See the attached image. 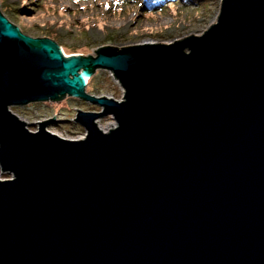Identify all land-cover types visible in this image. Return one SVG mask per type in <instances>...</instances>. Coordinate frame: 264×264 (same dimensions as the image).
<instances>
[{
  "label": "water",
  "instance_id": "95a60500",
  "mask_svg": "<svg viewBox=\"0 0 264 264\" xmlns=\"http://www.w3.org/2000/svg\"><path fill=\"white\" fill-rule=\"evenodd\" d=\"M94 51L0 9V264H264V0H222L201 35ZM99 69L123 99L87 93ZM66 96L101 107L77 109L83 138L11 109Z\"/></svg>",
  "mask_w": 264,
  "mask_h": 264
},
{
  "label": "rangeland",
  "instance_id": "374dc122",
  "mask_svg": "<svg viewBox=\"0 0 264 264\" xmlns=\"http://www.w3.org/2000/svg\"><path fill=\"white\" fill-rule=\"evenodd\" d=\"M221 1H167L162 10L145 11L137 0H0V9L24 34L51 38L66 55H92L103 45L171 43L192 33L201 35L217 21ZM94 79V89L87 85V93L123 99V89L109 70H97ZM11 109L28 123L31 131L38 130L36 122L55 116L47 130L66 139H80L86 134L74 120L77 109L101 111V107L71 96ZM97 124L109 131L116 122L105 116ZM8 178L11 176L0 169V179Z\"/></svg>",
  "mask_w": 264,
  "mask_h": 264
},
{
  "label": "trees",
  "instance_id": "16d2710c",
  "mask_svg": "<svg viewBox=\"0 0 264 264\" xmlns=\"http://www.w3.org/2000/svg\"><path fill=\"white\" fill-rule=\"evenodd\" d=\"M140 5L142 6L143 10L145 11H158V10H162L164 9V3L167 1H172V2H176L177 0H137ZM180 2H185V3H194L195 0H179ZM172 3H170L168 6H170ZM95 75L89 79L88 81V85L92 88V90L94 89V85L93 82L95 81ZM89 89V88H88ZM56 102V101H55Z\"/></svg>",
  "mask_w": 264,
  "mask_h": 264
},
{
  "label": "bare ground",
  "instance_id": "6f19581e",
  "mask_svg": "<svg viewBox=\"0 0 264 264\" xmlns=\"http://www.w3.org/2000/svg\"><path fill=\"white\" fill-rule=\"evenodd\" d=\"M88 80V79H87ZM112 127L114 126V124L111 125Z\"/></svg>",
  "mask_w": 264,
  "mask_h": 264
}]
</instances>
